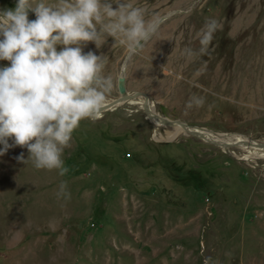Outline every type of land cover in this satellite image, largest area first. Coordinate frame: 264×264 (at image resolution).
<instances>
[{
  "label": "rangeland",
  "instance_id": "374dc122",
  "mask_svg": "<svg viewBox=\"0 0 264 264\" xmlns=\"http://www.w3.org/2000/svg\"><path fill=\"white\" fill-rule=\"evenodd\" d=\"M17 2L0 0V12ZM122 2L157 25L128 57L126 92L146 94L168 120L262 142L264 90L256 87L264 72L243 73L239 44L250 37L240 34L241 8L255 5L249 19L264 47V0ZM210 19L224 21L226 72L234 76L217 87L200 81L197 63ZM89 51L103 56L115 81L107 104L119 102L80 122L62 156L64 176L20 162L26 148L0 155V264H264V155L167 124L156 129L142 99L120 100L117 79L130 51L111 37L99 48L89 42ZM62 182L68 198L57 195Z\"/></svg>",
  "mask_w": 264,
  "mask_h": 264
},
{
  "label": "clouds",
  "instance_id": "9594fccd",
  "mask_svg": "<svg viewBox=\"0 0 264 264\" xmlns=\"http://www.w3.org/2000/svg\"><path fill=\"white\" fill-rule=\"evenodd\" d=\"M218 28L215 19L206 22L201 53ZM156 30L143 8L122 0L115 6L107 0H18L14 10L0 12V60L10 62L0 68V155L9 147L26 148L28 157L21 154L20 162L64 176L62 156L73 132L81 121L101 117L116 86L104 74L103 56L85 54L83 47L92 42L99 48L111 37L132 52ZM57 195L69 197L66 183Z\"/></svg>",
  "mask_w": 264,
  "mask_h": 264
},
{
  "label": "bare ground",
  "instance_id": "6f19581e",
  "mask_svg": "<svg viewBox=\"0 0 264 264\" xmlns=\"http://www.w3.org/2000/svg\"><path fill=\"white\" fill-rule=\"evenodd\" d=\"M241 9H242L241 14L243 21L240 29L241 30L240 34L250 35L248 39L243 40L239 44L240 55H241L239 63L241 66V70L245 75H250L254 71H258L262 73L264 72V47H261L259 37L257 36L258 35V30L256 27L257 24L249 19V15L254 14L256 12L257 6L243 5ZM218 24H219V28L217 29V31L213 36L212 42L208 48V52L206 54L199 53L197 57V63L201 67L200 75H199L200 81L202 83L209 82L213 87H217L220 84H224V81L226 83L227 76L229 79H234V76H232L231 73L226 72V59L228 56H226L227 49H226V45H224V21ZM181 34H185V31H182ZM0 37L1 39H3L2 35H0ZM123 64L121 66V71L123 69ZM256 90L258 92H263L264 82L260 81L256 87ZM154 107L155 106L153 103L148 102L145 105V108L142 109L143 111H145L146 115L157 129L161 124H165V123L161 119L160 115L157 113ZM174 128L177 133L186 132L184 131L183 128L180 127V125H175ZM204 137L209 140H214L215 142L219 143L221 146H226L229 143L234 145L242 144L243 146L241 149H244L248 153L256 152L257 154L256 156L264 155V139L262 140V142L257 143V142L249 141L241 137L240 135L239 136L229 135L227 137L224 136L222 133L221 134L219 133L217 135H212L209 132H205ZM257 151H261V153H257Z\"/></svg>",
  "mask_w": 264,
  "mask_h": 264
},
{
  "label": "water",
  "instance_id": "95a60500",
  "mask_svg": "<svg viewBox=\"0 0 264 264\" xmlns=\"http://www.w3.org/2000/svg\"><path fill=\"white\" fill-rule=\"evenodd\" d=\"M160 21H161V19L159 20V22ZM130 54H131V52L126 57V59L124 61V64H123V69L121 71V74H120V76L117 79V89H118V92L120 93V100L127 101V100H133V99L142 98L143 99L142 105L144 107L148 102H150V99H149V97L146 94L140 93V92H134V93L129 94L125 90L124 71H125L126 63H127V60H128V57L130 56ZM118 102L119 101L116 100V101H114L112 103L106 104V106L103 108L102 112L114 108ZM160 117L164 121V123L167 124V125H171V126L180 125V127L183 128L184 131H186L187 135H191L193 137H197V138H199L200 140H202L204 142H207V143H210V144L215 145L217 147L223 148L219 143L215 142L214 140H209V139H206L204 137V133L205 132H209L212 135L219 134L217 132L208 131L205 128L199 127V126L188 125L187 123L182 122L180 120H168V119H166V118H164L162 116H160Z\"/></svg>",
  "mask_w": 264,
  "mask_h": 264
}]
</instances>
